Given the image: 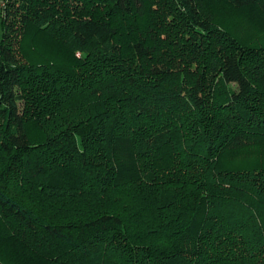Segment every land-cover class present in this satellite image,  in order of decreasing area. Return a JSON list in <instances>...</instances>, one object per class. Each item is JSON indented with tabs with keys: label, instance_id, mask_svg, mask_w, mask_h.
<instances>
[{
	"label": "trees",
	"instance_id": "1",
	"mask_svg": "<svg viewBox=\"0 0 264 264\" xmlns=\"http://www.w3.org/2000/svg\"><path fill=\"white\" fill-rule=\"evenodd\" d=\"M206 1L0 0V264H264V33Z\"/></svg>",
	"mask_w": 264,
	"mask_h": 264
},
{
	"label": "rangeland",
	"instance_id": "2",
	"mask_svg": "<svg viewBox=\"0 0 264 264\" xmlns=\"http://www.w3.org/2000/svg\"><path fill=\"white\" fill-rule=\"evenodd\" d=\"M212 7L217 24L230 28L239 37L247 40L251 36L264 33V15L256 9H239L229 6L223 0H207ZM50 39L46 36L38 35L36 40L39 50L30 53L34 58L49 59L52 61L61 60L67 55L61 48H53ZM50 43V44H49ZM29 52V51H28ZM78 56V54L76 53Z\"/></svg>",
	"mask_w": 264,
	"mask_h": 264
}]
</instances>
